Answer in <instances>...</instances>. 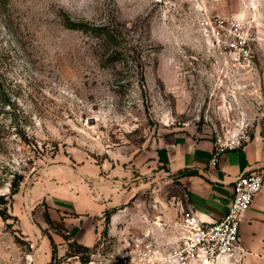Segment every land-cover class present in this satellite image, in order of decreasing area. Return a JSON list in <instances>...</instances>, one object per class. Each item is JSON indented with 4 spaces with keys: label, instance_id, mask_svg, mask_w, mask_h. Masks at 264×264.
Masks as SVG:
<instances>
[{
    "label": "rangeland",
    "instance_id": "obj_1",
    "mask_svg": "<svg viewBox=\"0 0 264 264\" xmlns=\"http://www.w3.org/2000/svg\"><path fill=\"white\" fill-rule=\"evenodd\" d=\"M0 68L15 100L0 116V264H29L50 232L83 264H136V244L174 247L190 213L159 143L264 133V0H7ZM104 202L92 245L51 216Z\"/></svg>",
    "mask_w": 264,
    "mask_h": 264
},
{
    "label": "crops",
    "instance_id": "obj_2",
    "mask_svg": "<svg viewBox=\"0 0 264 264\" xmlns=\"http://www.w3.org/2000/svg\"><path fill=\"white\" fill-rule=\"evenodd\" d=\"M215 141L209 136L174 134L163 139L157 150V161L187 191L190 212L207 222L221 219L227 211L238 175L251 170L264 174V133H255L241 146L227 148L217 164L211 162ZM90 206L77 217L67 213L63 206H55L51 216L54 223L63 225L62 232L72 234V239L80 243L92 245L104 211L110 206L109 202L97 208ZM115 220L113 217V223ZM50 233L47 237L41 235L38 253L29 264H83L78 256H67V244L60 234ZM30 235L34 237L36 233L33 231ZM52 240L56 244L54 259ZM240 242L245 250L240 264H264V185L242 217Z\"/></svg>",
    "mask_w": 264,
    "mask_h": 264
},
{
    "label": "built area",
    "instance_id": "obj_3",
    "mask_svg": "<svg viewBox=\"0 0 264 264\" xmlns=\"http://www.w3.org/2000/svg\"><path fill=\"white\" fill-rule=\"evenodd\" d=\"M248 134L229 141H215L211 162L217 164L227 149L241 146ZM264 174L251 170L238 175L233 184L230 205L219 220L207 222L194 213L185 214L179 223V237L172 248L151 241L139 242L135 251L136 264H240L245 252L240 242L244 213L262 191Z\"/></svg>",
    "mask_w": 264,
    "mask_h": 264
},
{
    "label": "trees",
    "instance_id": "obj_4",
    "mask_svg": "<svg viewBox=\"0 0 264 264\" xmlns=\"http://www.w3.org/2000/svg\"><path fill=\"white\" fill-rule=\"evenodd\" d=\"M6 5H7V0H0V8L1 7H4ZM83 25L84 24H81V23H74V24H71L69 27L84 29V26ZM14 102H15V100L13 99L12 92H11V88L9 86V83L7 82V79H6V76H5V72H4V70H2L0 68V116L2 114L7 113L8 110H9V108L11 106H13ZM15 177L16 178H14L12 180L11 187H10V190H11V193L12 194H16L19 191L20 184H21V181H22V176L19 177L18 174H15ZM2 182L3 181L0 178V185L2 184ZM108 216L109 215H107V217ZM52 244H53V253H54L53 259H54L55 255H56V244L54 243L53 240H52ZM75 244L80 249L81 248L87 249V246H83L82 244H79L78 242H75ZM78 252L79 251H69L68 256L78 255L79 258L81 259V261L83 263H85L86 262V259H84L83 256H80L78 254Z\"/></svg>",
    "mask_w": 264,
    "mask_h": 264
}]
</instances>
